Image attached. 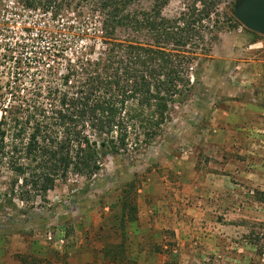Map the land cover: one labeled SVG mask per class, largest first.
I'll use <instances>...</instances> for the list:
<instances>
[{
	"label": "rangeland",
	"instance_id": "374dc122",
	"mask_svg": "<svg viewBox=\"0 0 264 264\" xmlns=\"http://www.w3.org/2000/svg\"><path fill=\"white\" fill-rule=\"evenodd\" d=\"M76 24L0 0V86L15 58ZM196 78L165 139L106 158L91 180L58 182L28 210L7 205L0 177V264H264V34L224 25Z\"/></svg>",
	"mask_w": 264,
	"mask_h": 264
},
{
	"label": "trees",
	"instance_id": "16d2710c",
	"mask_svg": "<svg viewBox=\"0 0 264 264\" xmlns=\"http://www.w3.org/2000/svg\"><path fill=\"white\" fill-rule=\"evenodd\" d=\"M220 1L191 0L165 17L169 0H15L51 21L72 16L77 27L56 31L63 38L31 48V58H15L12 80L0 86L7 205L31 210L56 183L91 180L106 158L165 139L173 107L198 83L199 61L224 25L239 26L235 0L208 20Z\"/></svg>",
	"mask_w": 264,
	"mask_h": 264
},
{
	"label": "water",
	"instance_id": "95a60500",
	"mask_svg": "<svg viewBox=\"0 0 264 264\" xmlns=\"http://www.w3.org/2000/svg\"><path fill=\"white\" fill-rule=\"evenodd\" d=\"M232 17L245 30L264 34V0H235Z\"/></svg>",
	"mask_w": 264,
	"mask_h": 264
}]
</instances>
